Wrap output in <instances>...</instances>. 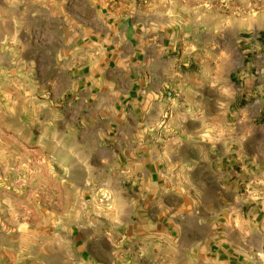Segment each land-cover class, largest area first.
<instances>
[{"label":"rangeland","instance_id":"obj_1","mask_svg":"<svg viewBox=\"0 0 264 264\" xmlns=\"http://www.w3.org/2000/svg\"><path fill=\"white\" fill-rule=\"evenodd\" d=\"M125 21L134 47L157 45L183 72L217 63L222 84L264 80V0H0V264H264L260 206L247 197L264 162H244L236 117L245 112L235 115L257 102L241 92L222 110L219 146L206 140L230 205L212 213L214 188L204 189V235L141 226L135 211L112 224L102 193L137 190L121 177L132 157L104 155L116 131L101 130L111 116L98 115L84 90L96 56L124 60L107 34Z\"/></svg>","mask_w":264,"mask_h":264},{"label":"crops","instance_id":"obj_2","mask_svg":"<svg viewBox=\"0 0 264 264\" xmlns=\"http://www.w3.org/2000/svg\"><path fill=\"white\" fill-rule=\"evenodd\" d=\"M111 30L108 38L113 35L112 42L116 39L126 49L124 55H119L124 60L116 58L110 62L111 55L108 58L103 55V59L96 56L86 75L84 91L90 100L95 98L92 103L100 108L98 115L111 116L106 126L102 123L101 130L116 131V135L107 136L104 155L110 160V154H122V163L128 156L132 157V162L123 166L121 177L123 182L131 181L137 190L102 193L110 207V220L115 227L124 226V214L135 211L136 222L141 226L153 227L164 221L170 229L166 232L179 229V239L187 236L192 228L204 235V212L201 211L205 206L204 189L214 188L212 213L221 211L222 205H230L223 197L225 186L220 181L221 173L212 167V163L220 160H214L207 153L206 140L209 144L211 139L214 146H219L222 110L229 109L232 103L229 99L235 102L241 92L245 100L253 98L257 102L253 112L243 107L235 113L239 116L245 112L236 117V121L244 124L239 133L248 146L244 162L249 165L264 162V122L253 124L257 118H264V80H254L246 74L243 84H222L217 63L208 73L198 70L199 73L192 75L181 70V63L175 65L166 58L165 51L157 45L153 50L149 46L134 47L131 43L134 32L127 21L117 30ZM108 47L97 50L104 54ZM209 131L218 136L206 138ZM192 151L197 154L183 156L184 152ZM241 155L237 151V157ZM259 177L262 178L248 179L247 197L255 202V207L260 206L253 219L255 234L261 237L264 236V176Z\"/></svg>","mask_w":264,"mask_h":264}]
</instances>
